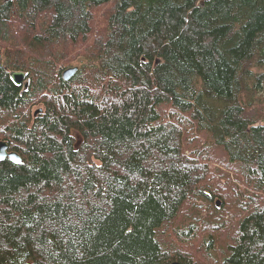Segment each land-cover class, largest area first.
<instances>
[{
  "label": "trees",
  "instance_id": "16d2710c",
  "mask_svg": "<svg viewBox=\"0 0 264 264\" xmlns=\"http://www.w3.org/2000/svg\"><path fill=\"white\" fill-rule=\"evenodd\" d=\"M0 142V264H264V0H0Z\"/></svg>",
  "mask_w": 264,
  "mask_h": 264
},
{
  "label": "water",
  "instance_id": "95a60500",
  "mask_svg": "<svg viewBox=\"0 0 264 264\" xmlns=\"http://www.w3.org/2000/svg\"><path fill=\"white\" fill-rule=\"evenodd\" d=\"M78 69L79 68L75 66V67H71V68L64 70L63 72L64 79L66 80L71 79L77 73ZM10 78L15 84L23 86L24 90H27L30 86V79L28 78V74L26 72L12 71L10 73ZM36 111L41 112L42 108H38ZM6 158L10 159L14 163L22 162V158L20 157L18 153L8 151V146L6 142H0V160H4ZM220 204H221V201L218 200L217 206L220 207ZM172 264H180V263L173 262Z\"/></svg>",
  "mask_w": 264,
  "mask_h": 264
},
{
  "label": "bare ground",
  "instance_id": "6f19581e",
  "mask_svg": "<svg viewBox=\"0 0 264 264\" xmlns=\"http://www.w3.org/2000/svg\"><path fill=\"white\" fill-rule=\"evenodd\" d=\"M28 78H29V77H28ZM41 112H42V111H41ZM38 113H40V112H37V111H36L35 115H37Z\"/></svg>",
  "mask_w": 264,
  "mask_h": 264
},
{
  "label": "rangeland",
  "instance_id": "374dc122",
  "mask_svg": "<svg viewBox=\"0 0 264 264\" xmlns=\"http://www.w3.org/2000/svg\"><path fill=\"white\" fill-rule=\"evenodd\" d=\"M43 111V110H42ZM36 111L34 112V115H35ZM41 113V112H40ZM39 114V113H38Z\"/></svg>",
  "mask_w": 264,
  "mask_h": 264
}]
</instances>
